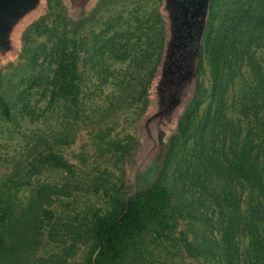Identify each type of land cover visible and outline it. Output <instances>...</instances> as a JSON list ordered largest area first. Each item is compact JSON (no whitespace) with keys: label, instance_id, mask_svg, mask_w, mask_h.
Here are the masks:
<instances>
[{"label":"rangeland","instance_id":"1","mask_svg":"<svg viewBox=\"0 0 264 264\" xmlns=\"http://www.w3.org/2000/svg\"><path fill=\"white\" fill-rule=\"evenodd\" d=\"M48 4L50 14L28 32L22 56L0 72V98L9 109L7 116L0 109V187L13 195L18 209L39 197L44 199L41 207L45 213H38L33 228V249L17 264H87L93 221L112 205L123 185L124 155L133 146L134 123L143 109L136 94L144 83L145 67L161 51L160 0L109 2L77 31L71 30L58 0ZM101 31L106 36L124 33L122 42L130 40L128 49L137 57L134 67L128 57L109 58L106 54L107 73L95 72L89 58L97 62L93 40ZM62 32L83 44L78 106L64 107V98L53 94L49 84L56 69L52 45ZM197 81L204 89L200 98L204 101L209 78L200 75ZM227 105L226 118L245 124L233 112L238 105L231 92ZM77 107L80 116L72 118L70 109ZM203 107L200 103L197 113ZM174 145L177 160L192 147L197 150L196 141L188 136L178 138ZM49 151L63 159L68 170L46 163ZM174 172L171 166L164 183H170ZM12 176L11 184L8 179ZM177 198L172 199L176 217L167 218L166 224L150 225L133 249H128L125 264H212L186 252L185 241L192 242V229L201 226L180 207Z\"/></svg>","mask_w":264,"mask_h":264},{"label":"trees","instance_id":"2","mask_svg":"<svg viewBox=\"0 0 264 264\" xmlns=\"http://www.w3.org/2000/svg\"><path fill=\"white\" fill-rule=\"evenodd\" d=\"M109 2L113 1L101 6ZM123 34L106 36L101 31L94 35L98 57L97 62L89 58V63L97 74L107 73L106 54L109 58L128 57L132 67L138 62L128 49L130 40L122 42ZM82 46L67 32L59 33L52 45L56 69L49 84L53 94L64 98V107L80 104ZM158 60L145 67V80L136 94L142 108ZM200 75L209 78L208 95L200 101L204 89L198 81L196 96L180 123L181 135L173 141L158 184L130 200L125 209L120 202L121 183L112 205L95 214L87 264H125L128 249H133L150 225L166 224L167 218L176 217L172 199L177 196L180 207L201 226L192 229V242L185 241V250L192 257L212 264H264V0L211 1L197 78ZM230 92L238 105L233 112L245 124L226 118ZM200 103L204 107L199 114ZM0 109L9 114L2 98ZM70 112H74L72 118L80 116L78 107ZM187 136L196 141L197 150L192 147L193 153L189 149L177 160L174 142ZM48 153L46 163L68 170L54 151ZM171 166L175 172L167 184L164 177ZM9 182L14 183L13 176ZM3 190L0 187V264H17L33 249V228L38 213H45L41 207L44 199L39 197L18 209L17 200Z\"/></svg>","mask_w":264,"mask_h":264},{"label":"water","instance_id":"3","mask_svg":"<svg viewBox=\"0 0 264 264\" xmlns=\"http://www.w3.org/2000/svg\"><path fill=\"white\" fill-rule=\"evenodd\" d=\"M71 30L91 19L102 3L58 0ZM137 2L141 0H127ZM212 0H160L162 47L134 123L133 146L124 155L120 202L126 209L159 182L180 123L197 93V69ZM49 0H0V72L23 54L25 35L50 14Z\"/></svg>","mask_w":264,"mask_h":264}]
</instances>
